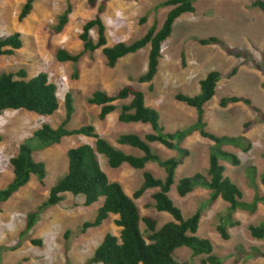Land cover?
Masks as SVG:
<instances>
[{
  "label": "rangeland",
  "instance_id": "1",
  "mask_svg": "<svg viewBox=\"0 0 264 264\" xmlns=\"http://www.w3.org/2000/svg\"><path fill=\"white\" fill-rule=\"evenodd\" d=\"M25 1L0 0V37L19 33L22 41V48L13 56H0V73L24 70L27 79L40 73L46 74L49 81L57 85L60 107L48 117L26 111H7L0 115V190L12 180L9 161L17 154L19 146L43 124L57 128L63 122L66 94L72 96L74 106L67 129L91 125L101 138L116 148L138 155L128 147L118 145L116 138L120 134L143 137L152 131L150 125L118 121L119 107L128 101L115 102L118 110L100 120V107L89 105L87 99L95 91L115 95L122 87L133 86L143 92L146 106L159 113V124L164 132L173 133L191 127L197 116L195 109L177 102L175 95L197 94L199 82L209 72L218 71L222 78L217 92L204 106L205 129L217 136L237 137L244 134L243 125L252 122L244 134L251 141L252 149L242 153L230 146L223 147V150L235 154L241 164L234 167L223 161L222 165L226 168L225 175L243 192L245 202H252L255 197L253 175L247 171L248 167L256 168V185L258 191L264 193L259 180L264 171V18L259 10L251 7L255 0H195V12L181 16L174 24L171 36L164 42L159 71L151 84L137 82V78L146 70L149 48L124 57L114 68L107 67L100 51L84 54L76 64L56 60L58 49L72 54L82 50L79 40L82 26L97 13V8H90L87 0H35L31 14L19 22L17 17ZM103 1L106 2V11L102 19L107 30L108 46L133 42L154 25L159 29L170 10L159 7L165 0H98V5ZM68 4L72 6L69 22L62 33L55 34L53 27L57 17ZM91 36L97 39L95 30ZM208 37L219 38L230 51L221 45L198 44V40ZM235 67L236 74L229 76ZM229 96L251 99L260 112L241 103L221 108L220 99ZM93 143L94 139L86 137H66L58 145L34 151V160L45 164L47 174L42 182L32 177L25 187L0 205V264H88L106 234L119 236L120 229L114 223L117 217L113 215L99 228L82 233V225L93 221L101 203L85 207L82 197L70 194L65 195L60 204L44 210L28 235H20L27 214L47 199L51 186L66 173L67 151ZM151 146L163 159L182 161L168 196L185 219L198 209L202 210L197 236L212 243L213 253L221 264H264V257L261 256L264 253V239L252 238L247 229L249 225L264 222V204H259L254 213L235 211L232 218L239 225L228 229L230 239L225 241L217 233L216 226L219 215L225 213L228 204L218 199L208 205L209 190L202 187H196L184 198L176 192L181 178L197 173L206 175L212 143L193 130L179 145L189 152V156L185 157L178 150H168L159 144ZM99 164L109 180L120 183L128 196H132L141 185L144 171L151 172L158 179L165 176L163 169L154 163L147 164L142 171L127 164L112 169L106 159L99 156ZM156 191L148 190L136 200V204L141 217H152L161 227L171 221V216L151 207L152 194ZM141 230H144L143 223ZM33 239L40 240L41 246L32 244ZM175 258L180 263L201 264L205 256L194 257L189 249L180 248Z\"/></svg>",
  "mask_w": 264,
  "mask_h": 264
},
{
  "label": "trees",
  "instance_id": "2",
  "mask_svg": "<svg viewBox=\"0 0 264 264\" xmlns=\"http://www.w3.org/2000/svg\"><path fill=\"white\" fill-rule=\"evenodd\" d=\"M195 0H165L159 7L170 8L159 29L152 26L145 35L130 43H117L108 46L107 30L102 15L106 11V2L98 5V0H87L90 8H97L93 19L86 21L82 26L79 40L82 50L72 54L64 49H58L55 58L60 63L76 64L86 54L100 51L109 68H114L119 60L126 56L136 54L145 48H149L147 66L144 73L138 78L140 84H151L159 71L162 46L171 36L175 22L185 14L195 12ZM35 0H26L18 14V21L22 22L32 12ZM251 7L259 10L264 18V0H255ZM72 6L67 8L57 17V23L53 27L55 34L63 32L69 22ZM145 21V19H143ZM95 30L97 39L94 40L91 32ZM201 46L221 45L226 50V44L217 37H208L198 40ZM22 48L19 33L9 37H0V56H13ZM239 56V55H238ZM237 68H233L229 76H234ZM222 74L218 71L209 72L199 82V92L193 96L176 94L175 100L179 103L195 109L196 122L191 126L173 133H165L159 124V113L146 106L143 92L133 86L122 87L115 95H109L104 91H95L88 99L89 105L100 107L98 118L104 120L107 116L118 110L114 103L128 101L119 107L118 121L123 124L150 125L151 132L140 137L136 134H120L116 143L138 152V155L129 154L116 148L107 140L101 138L91 125L81 126L69 130L66 125L74 113L73 99L70 94L65 95V118L57 127L43 124L33 135L25 140L18 148L17 154L10 159L12 168V180L0 190V205L7 202L21 188L25 187L32 177L42 182L47 170L43 162H37L33 158L35 150L41 151L53 145H58L66 137H86L94 139L93 144H83L69 149L67 155V171L57 182L51 186L47 199L34 211L26 216L25 227L20 233L26 236L34 228L40 214L60 204L65 195L82 197L83 205L90 207L97 202L101 205L91 222L82 225L81 232L88 229L99 228L113 215L115 225L120 229L119 236L106 234L102 242L96 247L88 264H186L180 263L175 258V253L180 248H187L194 257L205 256L201 264H221V260L213 253L214 247L208 239L197 236L202 210L198 209L189 218L185 219L180 209L174 206L168 194L175 184V174L181 162L176 158L163 159L157 155L152 144H159L168 150H178L183 156H189L187 150L179 145L196 130L200 137L212 143L209 149L208 169L206 175L197 173L192 177L181 178L176 185L179 197L184 198L196 187L209 190L208 205L214 204L218 199L228 204L224 214L219 215V223L216 231L221 239H230L229 228L239 225L234 221L232 214L237 210L254 213L259 204H264V193L258 191L256 185V168L248 167L253 175L255 197L252 202L243 200V192L225 175L226 168L223 161L237 167L240 159L233 153L223 150V147H233L242 153H248L253 145L244 135L252 125L251 121L243 125L244 134L237 137L217 136L205 129L204 106L213 99L217 92L218 83ZM264 88V84H263ZM244 104L251 110L259 113L260 110L252 100L242 96L223 97L219 101L221 108L233 104ZM60 107L57 85L49 81L46 74L27 79L24 70L17 73H0V115L7 111H26L38 116H52ZM99 156H103L107 165L117 169L123 164L136 170H144L147 164L154 163L162 168L165 176L163 179L155 178L149 172L142 174L141 185L128 196L122 185L111 182L107 174L101 169ZM264 190V171L259 177ZM157 190L152 194L151 207L159 213H167L171 221L158 227V223L152 217H141L136 200H139L148 190ZM144 230H141V224ZM250 236L254 239H264V222L260 225L247 227ZM68 235V234H67ZM67 237V236H66ZM36 246H41L40 240H31ZM264 257V253L261 254Z\"/></svg>",
  "mask_w": 264,
  "mask_h": 264
},
{
  "label": "crops",
  "instance_id": "3",
  "mask_svg": "<svg viewBox=\"0 0 264 264\" xmlns=\"http://www.w3.org/2000/svg\"><path fill=\"white\" fill-rule=\"evenodd\" d=\"M195 95V94H194ZM193 96V95H192ZM124 147V146H123Z\"/></svg>",
  "mask_w": 264,
  "mask_h": 264
}]
</instances>
